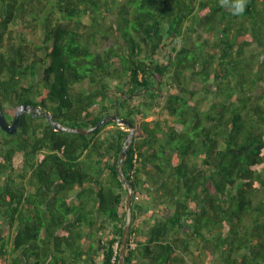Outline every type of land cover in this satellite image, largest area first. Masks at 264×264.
<instances>
[{
    "label": "trees",
    "instance_id": "16d2710c",
    "mask_svg": "<svg viewBox=\"0 0 264 264\" xmlns=\"http://www.w3.org/2000/svg\"><path fill=\"white\" fill-rule=\"evenodd\" d=\"M245 3L0 0L8 121L135 126L126 264H264V0ZM129 133L0 127V264H119Z\"/></svg>",
    "mask_w": 264,
    "mask_h": 264
},
{
    "label": "water",
    "instance_id": "95a60500",
    "mask_svg": "<svg viewBox=\"0 0 264 264\" xmlns=\"http://www.w3.org/2000/svg\"><path fill=\"white\" fill-rule=\"evenodd\" d=\"M35 111L38 112L39 114H43L46 118H48L54 130L57 132H69L78 135H91L102 125L108 124L109 122H116L119 125H126L129 127L130 133L127 137L125 146L120 153L119 163L117 168L120 179L127 190L126 222L123 231L122 244L120 246V251H119V264H126L127 246H128L129 235L132 225L133 188L130 182L128 181V179L125 177L124 162L128 156V150L130 149V146L133 142V138L135 136V126L131 121L125 118H121L119 116L118 111L116 110L115 113L105 116L97 125L93 127L74 128L60 124L58 121L54 120L52 113L45 112L41 107L29 106L27 104H22L21 106L18 107L14 119L10 123L5 116V112L0 102V127L2 130L8 132L9 134H14L21 124V117L26 113H33Z\"/></svg>",
    "mask_w": 264,
    "mask_h": 264
},
{
    "label": "rangeland",
    "instance_id": "374dc122",
    "mask_svg": "<svg viewBox=\"0 0 264 264\" xmlns=\"http://www.w3.org/2000/svg\"><path fill=\"white\" fill-rule=\"evenodd\" d=\"M28 39L29 40H31V41H34V42H36L37 40H38V35L36 34L35 35V33H29L28 34ZM111 41H108L107 42V44H109ZM38 72H39V79L41 80L42 78H43V68H39L38 69ZM201 82H197V84H191L192 85V87L194 88V89H199L200 88V86H201V84H200ZM198 97V96H197ZM196 97V98H197ZM199 100H200V104L202 105V107L203 108H205V107H207L208 106V104H209V102H210V97H206V96H203L202 94H200L199 95ZM164 116H166V115H164ZM13 121V119H11V120H9V122L11 123ZM196 256H199V254L198 253H196L195 254ZM199 260H201L202 259V257H199L198 258Z\"/></svg>",
    "mask_w": 264,
    "mask_h": 264
},
{
    "label": "clouds",
    "instance_id": "9594fccd",
    "mask_svg": "<svg viewBox=\"0 0 264 264\" xmlns=\"http://www.w3.org/2000/svg\"><path fill=\"white\" fill-rule=\"evenodd\" d=\"M222 4L231 9L233 15L243 14L245 11V0H221Z\"/></svg>",
    "mask_w": 264,
    "mask_h": 264
},
{
    "label": "built area",
    "instance_id": "2783aa9c",
    "mask_svg": "<svg viewBox=\"0 0 264 264\" xmlns=\"http://www.w3.org/2000/svg\"><path fill=\"white\" fill-rule=\"evenodd\" d=\"M136 199H138V197H136Z\"/></svg>",
    "mask_w": 264,
    "mask_h": 264
}]
</instances>
